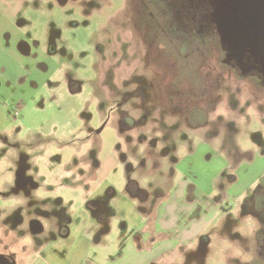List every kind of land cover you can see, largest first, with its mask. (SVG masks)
Returning a JSON list of instances; mask_svg holds the SVG:
<instances>
[{
    "label": "rangeland",
    "instance_id": "obj_1",
    "mask_svg": "<svg viewBox=\"0 0 264 264\" xmlns=\"http://www.w3.org/2000/svg\"><path fill=\"white\" fill-rule=\"evenodd\" d=\"M22 1L0 0L1 249L5 250L4 245L8 243L14 249L18 236L30 238L28 240L37 238V234L33 232L23 234V227L19 224L16 230L9 225L13 223L15 214L26 215L30 212L31 214L28 215L30 223L35 220L42 222L45 231L40 237H45L46 241L58 234L61 224L68 225L66 217L76 215L81 219L85 216L82 215L85 210L82 204L86 200V195L91 193L84 187L90 182V179L85 180L90 176L89 164L96 166L97 157L102 160L113 153L116 154L115 146L119 131L123 129V122L131 123L132 120L137 122L133 129L135 131L130 130L132 133L137 134L138 137L140 134V137H145L147 142L157 141L159 153L168 151L162 135L165 130L164 116L169 114L171 128L165 131L166 134L171 135L172 128L174 132L176 126L175 135L181 138L184 134L190 135V139L180 143L179 157L184 159L181 162L184 174L205 193L210 195L214 193L211 178L219 168L228 162L239 166L235 173L238 181L223 191L216 192L226 197L224 206L228 208H223L220 221L214 226L216 229L208 235L211 246L195 254L192 249L185 248L183 252L177 253L172 261L174 264H261L254 249L256 245L264 242V225L260 224L261 228L257 230L255 220L242 216L238 218L236 215L255 214L247 213L246 208H242L241 211L236 207L241 202L246 204L244 194H251V189L254 190L257 185H264V157L257 156L256 162L252 166H247L245 161L240 164L235 163L234 156L237 153L261 154L264 152V98L257 99L246 81L241 84L242 88L231 86L228 90L223 89L217 96L213 95L208 111L209 123L203 126L196 125V132L191 133L187 127L181 125L183 116L178 112L179 108L174 111L169 108L174 97L167 96L164 89L157 90L156 86H153L149 90L142 91L137 88L138 84L130 85L128 75L131 72L146 71L142 70L139 59H132L124 54L130 50L128 43L118 44L117 48V43L114 42L110 45L113 47L112 66L116 72L112 90L118 93L106 96L105 101L108 107L105 108L102 119L99 116L95 117L94 121L85 125L80 115L84 109L88 113L93 111L100 102V100L98 102L99 97L92 90V84L84 86L82 92L73 94L63 80V69L67 67L65 57H54L48 60V68L42 69L39 66L40 61L43 60L42 57L22 55L16 46V42L21 39L33 46L34 39L39 38L35 34L36 31L41 33L45 27L44 22L49 20L43 12V7L55 3L56 0H47L46 3L43 0H37L38 4L41 2L39 5L42 10L35 9L37 5H33L34 2H26L24 11L16 13L15 19L14 9L10 3ZM87 1V6L82 7L81 12L87 9L91 17L94 16L99 23L106 22L103 26L107 27V30L112 26L113 38L120 33L119 30L127 36L131 35L128 25L121 24L123 18L121 13L128 3L126 0ZM78 3L81 4V1L76 0L74 5L77 9ZM63 9H65L64 6ZM33 10L37 12L32 13L33 17H31L28 11ZM81 17H69L68 20L83 25L84 16ZM33 20L39 21V27ZM96 27L97 30L95 25L89 29L92 37L100 33L99 25ZM54 29L56 27L53 25L52 31ZM190 55L192 61L187 69L195 73V65L201 62V58L194 53ZM92 57V55L87 57L90 63H92ZM130 62H135L138 67L128 70L127 65ZM182 67H185L183 63ZM163 70L157 67L152 72L157 71L167 77L168 74ZM89 74L92 77L95 71L94 73L90 71ZM194 78L199 81L198 75L195 74ZM81 83L84 84V80ZM151 128L156 129L149 130ZM218 128L224 129L225 139L215 137L214 133ZM140 129H144V132ZM203 139L207 140L206 144L202 141ZM194 147L196 152L188 155ZM126 153L123 152L122 157ZM117 156L120 158V154ZM139 158L146 162V166L151 162L149 157ZM163 166L166 168L165 164ZM24 169H26L25 174L22 171ZM126 171L124 163L117 164L112 175L104 181L103 187L113 184L119 191H124L128 174ZM28 176L37 181V187L32 189L19 187V189V179L21 177L28 179ZM142 183L147 187L146 183ZM159 184H162L164 188L167 186L164 182ZM166 188V191L169 190ZM28 190L29 193L26 192ZM18 193H20L19 197H17ZM238 195L241 197L236 201ZM35 205L43 207L42 210L47 214L48 212L53 214H35L33 210ZM120 206L125 210V215H137L130 202L120 201ZM64 209L68 215H55L60 211L63 213ZM225 217L227 224L220 228ZM123 220H125L123 216L117 217L115 221L117 229L109 236L110 246L107 248L88 246V243L79 237L78 226L72 225L74 236H77L78 240L70 241L62 249H58V245L54 246L46 256L47 260L50 262L54 260L55 264H118L122 251L118 250L116 238L122 232ZM68 226L70 227V223ZM189 250L192 252L189 253ZM26 260L28 261V258Z\"/></svg>",
    "mask_w": 264,
    "mask_h": 264
},
{
    "label": "flooded vegetation",
    "instance_id": "obj_2",
    "mask_svg": "<svg viewBox=\"0 0 264 264\" xmlns=\"http://www.w3.org/2000/svg\"><path fill=\"white\" fill-rule=\"evenodd\" d=\"M31 1L34 2L33 5H37L35 9H41V5H39L41 2L38 4L37 0L10 3L14 9L15 19L16 13L24 11L26 2L31 3ZM43 1L46 3L47 0ZM79 1L81 4H77L78 9L74 7L76 0H56L55 3L43 7V12L49 17V20L44 22L43 26L45 27L41 33L36 31L35 34L39 38L34 37L33 46L31 43L29 45L24 42V39L17 41L16 46L22 55L42 57L43 60L39 65L42 69L48 68V60H52L54 57H65L67 67L63 69V80L71 93L78 94L83 91L84 86L92 84V90L99 97L98 102L99 100L100 102L93 111L88 113L84 109L80 115L84 119L85 125L94 121L95 117L99 116L102 119L104 110L108 107L105 101L106 96L118 93L112 90L115 85L116 72L112 66L113 53L111 50L113 47L110 45L114 42L117 43V48L118 44L128 43L130 50L124 54L132 59H139L142 70L146 71L131 72L128 75L130 85L136 83L138 84L137 88L142 91L149 90L153 86H156L157 90L164 89L167 96L174 97L169 108L172 111L179 108L178 112L183 116L181 125L187 127L191 133L196 132V125L203 126L209 123L208 111L213 95L217 96L223 89L228 90L231 86L242 88L241 84L246 81L257 99L264 98V21L261 20V17H264V0H126L128 3L121 13L123 15L121 24L128 25L131 35L127 36L119 30L120 33L114 38L111 36L112 26L107 30V27L103 26L106 22L99 23L94 19V16L91 17V13L87 9L81 12L82 7H86L88 1ZM28 12L33 17L32 13L35 14L37 11ZM53 16L54 18H52ZM74 16H84L83 25L68 20L69 17ZM231 19H235L237 42L240 45L244 44L241 49L240 46L236 48L233 40L229 37L231 27L229 21ZM34 22L38 23L39 21ZM51 24L56 27L53 31ZM94 25L95 30H97L96 25H99L98 32L100 33L92 37L89 29ZM190 53L197 54L201 58V62L195 65V73L187 69L192 61ZM90 55L93 56L92 63L87 58ZM182 63L185 67H182ZM127 67L128 70H133L138 66L135 62H130ZM157 67L164 69L163 71L168 76L165 77L157 71L153 73L152 71ZM90 71L91 73L95 71L92 77L89 76L91 75ZM195 74L199 76V81L195 80ZM83 80L84 84L81 83ZM168 117L169 114H165L163 123L165 130L162 138L169 150L160 153L157 149V141L147 142L145 137H140V134L138 137L137 134L132 133L135 131L133 129L138 124L137 122L133 120L131 123L123 122V129L121 132L119 131L118 142L115 146V155L118 164L124 163L127 168L126 173L128 174L124 191H119L113 184L103 187L104 181L99 180L98 174L102 165L101 159L96 158V166L89 164L91 172L85 180L90 179V182L88 185L86 183L84 187H86V191H93L95 194L88 200L90 202L88 206L93 207L95 215H107V217L108 215H125L120 201L128 194L142 203L156 206L169 195L170 190L181 182L185 183L188 179L181 167V162L184 159L179 157V151L180 143L190 139V135L184 134L182 138L175 135L176 126L174 127L175 131L173 132L172 128L171 135H167L165 131L167 129L169 131L171 128ZM143 130L140 129L141 132H144ZM214 135L216 138H226L223 128H218ZM202 141L207 143L205 139ZM195 148L188 152V155L194 153ZM123 152L127 153L122 157ZM117 154H120L121 159ZM139 157H149L151 162L146 166V162H143ZM247 157L251 158L253 154L237 153L234 156L236 162H241ZM164 164L166 168H164ZM22 171L25 174L26 169ZM28 177V179L22 177L19 179L18 188L37 187V181L31 176ZM226 177L228 178L227 182L234 180L233 174ZM159 178L160 180H158ZM142 182L146 183L147 187ZM160 182H164L168 186L165 188L169 190L166 191L164 186L159 184ZM93 183L97 184L96 190L92 189ZM186 185L189 187L191 184L187 183ZM99 186L100 190L97 191ZM225 188L227 186L222 181L218 184L217 191H223ZM250 191H252L251 194L244 196L246 204L242 202L240 206L246 208L247 213L255 214V221L259 223L260 227V224L264 225V185H257L254 190ZM19 195L20 193L17 194V197ZM185 198L189 199L191 195L188 194ZM201 200L206 204L204 201H209L208 194H204ZM212 201L220 203L222 208H227L224 206L226 201L224 195L217 194L212 198ZM42 209L44 208L38 205L33 206L35 214L46 215L47 213ZM30 214V212L26 215L15 214L13 223L9 225L17 227L18 222L24 223ZM52 214V212H48L47 215ZM55 215H68V213L64 209L63 213L60 211ZM66 225L61 224L59 233H66L68 230V225ZM259 227L257 230L261 228ZM44 231L45 226L40 221L29 222V225L23 228V234L28 232L37 234V238L32 240L38 244H44L47 240L45 237H40ZM207 239L209 243L206 248L201 247L193 250L194 254L207 249L211 244L210 237ZM4 248L3 253L8 254V257L2 259L9 263L12 261V257L15 258V252L10 250L9 243L5 244ZM254 250L259 257L258 261L264 264V242L256 245ZM190 252L192 251L189 250Z\"/></svg>",
    "mask_w": 264,
    "mask_h": 264
},
{
    "label": "crops",
    "instance_id": "obj_3",
    "mask_svg": "<svg viewBox=\"0 0 264 264\" xmlns=\"http://www.w3.org/2000/svg\"><path fill=\"white\" fill-rule=\"evenodd\" d=\"M259 155L264 157V152L261 154H253V157L244 158L241 162L245 161V165L252 166L256 162V157ZM241 162L235 161L237 164ZM117 164L118 160L115 153L109 155L107 158H103L102 165L98 170L99 180L106 181L115 171ZM238 167L228 162L213 174L211 182L214 193L211 195L210 193H205L188 178L185 183L181 182L174 189L170 190L169 195L162 199L156 206L142 203L129 194L122 198V201L126 203L130 202L137 215H120L125 220L121 222L122 232L116 238L118 250L122 251V256L118 264L173 263L172 259L175 258V255L184 251L185 248L192 250H197L201 247L206 248V245L209 243L207 239L209 237L208 235L216 229L214 226L220 221V214L223 212L220 203H215L212 201V198L217 195L216 192L220 182L223 181L228 187L238 181L237 174H235ZM226 174L229 176L233 174L234 180L227 182L228 178ZM187 183L191 185L188 187L186 185ZM96 185L93 183L92 189L96 190ZM98 190H100V186L97 187ZM188 194L191 195V198L186 199L185 197ZM204 194H208L209 197V201H204L206 204L202 203L203 201L201 200ZM240 195L237 196L236 201L239 200ZM93 196H95L93 191L86 195V200L82 204V208L85 209L82 213V215H85L83 218L81 217L80 219L76 215H73L74 217H66L68 225L70 223V227L68 226L65 234L58 232L56 237L49 239L44 244H38L34 240H28L30 238L18 236L15 242V248H10L11 251L15 252V258L12 257L13 259L9 263L55 264L54 260L50 262L46 256L54 246L58 245V249H62L70 241L76 242L78 240L77 236H74L72 226L74 224L79 228V237H82L88 243V246H98L100 248L110 246L109 236L114 234L117 229L115 221L119 215H108V217L107 215H95L93 207L88 206L90 203L88 200ZM241 203H238L236 207L238 210L242 208L240 206ZM121 206L123 207L125 205ZM78 215L80 214L78 213ZM236 216L238 218L242 216L252 220L256 219L254 215ZM37 221L35 220V222ZM29 222L30 218H27L24 223H20L19 221L18 224L25 228L26 225H29ZM224 225H226V217L223 219L220 228ZM255 226L258 228L259 223H255ZM2 251L4 249L0 247V264H9L2 259L8 257V254ZM26 258H28V261Z\"/></svg>",
    "mask_w": 264,
    "mask_h": 264
},
{
    "label": "water",
    "instance_id": "obj_4",
    "mask_svg": "<svg viewBox=\"0 0 264 264\" xmlns=\"http://www.w3.org/2000/svg\"><path fill=\"white\" fill-rule=\"evenodd\" d=\"M232 14V13H230ZM261 20L264 21V17H261ZM229 22H231V27H230V33H229V37H231V39L233 40V44L236 46V48L238 46H240V49L242 46H244V44L240 45L239 42H237V30H236V23H235V19H231ZM16 264V262H14Z\"/></svg>",
    "mask_w": 264,
    "mask_h": 264
}]
</instances>
